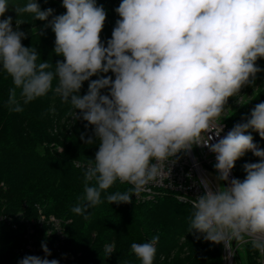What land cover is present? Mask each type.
<instances>
[{
  "label": "clouds",
  "instance_id": "clouds-1",
  "mask_svg": "<svg viewBox=\"0 0 264 264\" xmlns=\"http://www.w3.org/2000/svg\"><path fill=\"white\" fill-rule=\"evenodd\" d=\"M62 3L66 12L49 22L54 53L63 57L53 64L42 60L36 47L24 46L19 19L27 13L48 21L53 9L42 10L37 0L22 6L0 0V17L9 5L17 13L15 27L11 16L0 19V70L13 83L9 111L21 112L22 104L52 91L93 127L85 143L98 140V150L85 168L84 195L72 211L88 219V210L116 182L131 188L107 195L108 203H132L133 196L170 174L165 162L203 145L215 154L217 183L203 180L204 191L191 199L189 232L229 249L248 244L264 256V149L249 132L264 139V102L216 143L206 135L220 136L229 98L264 71L257 65L264 59V0H121L115 10L121 19L106 44L103 6L96 0ZM84 82L88 89L81 95ZM249 151L259 162L244 165L243 180L230 179L236 161ZM158 242L155 235L132 243L131 252L141 264H154ZM113 247L105 246L109 256ZM42 249L44 257L26 255L19 264H59L47 258L45 243Z\"/></svg>",
  "mask_w": 264,
  "mask_h": 264
},
{
  "label": "trees",
  "instance_id": "trees-1",
  "mask_svg": "<svg viewBox=\"0 0 264 264\" xmlns=\"http://www.w3.org/2000/svg\"><path fill=\"white\" fill-rule=\"evenodd\" d=\"M27 2L9 0L10 4L21 6ZM37 2L42 10L53 9V14L48 21H35L31 14H22L19 19L24 23L20 30L26 34L22 43L36 47L42 60L55 64L63 57L54 53L55 34L49 22L66 9L62 0ZM120 3L121 0H96L107 14L101 33L105 44L121 19L115 11ZM8 16L13 18L15 27L17 13L11 5L0 19ZM257 65L264 69V59H259ZM56 83L54 80L53 88ZM11 87V77L0 70V264H19L26 255L44 257L42 243L51 252L47 258L56 259L59 264L64 252L80 254L77 264H141L131 252V244L149 242L155 235L159 236V242L154 264H224L221 244L189 232L192 207L172 196L146 203L137 202L133 196L132 203L110 205L107 195L131 188L116 182L101 193L102 202L88 210V219L74 213L72 208L84 195L85 168L98 150V140L85 143L94 135L93 127L78 119L73 106L52 91L22 104L21 112L9 111L6 101ZM87 89L88 82H84L80 94H86ZM240 95L244 97L238 102ZM261 102H264V71L257 73L253 85L243 87L240 94L229 98L223 114L225 122L231 128L245 122ZM249 132L254 143L264 149V139L253 130ZM259 159L251 151L246 152L236 161L233 169L236 178L243 180L244 165ZM41 214L47 218L54 215L64 222L66 240L60 247L48 222L40 223ZM29 226L35 231V250L27 248ZM107 245L114 246L111 256L105 251ZM244 253L247 264H258V252L250 245L245 246ZM237 257L241 260L240 253Z\"/></svg>",
  "mask_w": 264,
  "mask_h": 264
},
{
  "label": "built area",
  "instance_id": "built-area-1",
  "mask_svg": "<svg viewBox=\"0 0 264 264\" xmlns=\"http://www.w3.org/2000/svg\"><path fill=\"white\" fill-rule=\"evenodd\" d=\"M223 131L220 133L219 137H216L214 132H209L206 135L211 136L212 139L210 143H216L219 138H222L227 134L232 128L227 125L225 119L221 121ZM215 154L212 153L208 147L200 145L193 146L191 150L187 153H180L175 158L174 162H165L164 171L168 172L171 169L170 174L164 175L155 183L149 185L148 190L142 192L135 200L139 203L153 202L157 201L164 196H172L176 198L179 202L191 206V199L195 198L204 191L202 187V181L207 179L211 181L212 185L215 186L216 182L212 175L217 176V172L214 168L215 164ZM236 178L234 170L230 174V179ZM225 183V182H223ZM128 185V184H127ZM131 187V185H129ZM48 222L52 227L50 233L55 232L57 235L56 243L60 247L66 240V233L64 228V222L54 215L48 218L41 214L40 223ZM34 229L29 226L27 231V237L29 238L28 249L35 250L34 244ZM245 244H239L234 246L232 249L226 248L221 244L224 264H235L236 257ZM60 252L62 250H59ZM80 254H73L71 252H64L62 254L61 264H77V258ZM258 264H264V256L257 254Z\"/></svg>",
  "mask_w": 264,
  "mask_h": 264
},
{
  "label": "rangeland",
  "instance_id": "rangeland-1",
  "mask_svg": "<svg viewBox=\"0 0 264 264\" xmlns=\"http://www.w3.org/2000/svg\"><path fill=\"white\" fill-rule=\"evenodd\" d=\"M243 97L244 96L240 95L239 98H238V102H241ZM212 177L215 180V182L217 183V181H216V175L213 174ZM221 183H223V182H221ZM246 245L247 244L243 245V247L241 249H239V253H240V256H241V260H239V258L236 257L235 264H247L246 255L244 253V248H245Z\"/></svg>",
  "mask_w": 264,
  "mask_h": 264
}]
</instances>
